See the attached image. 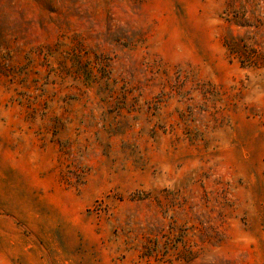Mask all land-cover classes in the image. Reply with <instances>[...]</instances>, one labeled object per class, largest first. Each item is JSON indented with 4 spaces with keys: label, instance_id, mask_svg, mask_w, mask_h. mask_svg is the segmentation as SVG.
I'll return each mask as SVG.
<instances>
[{
    "label": "rangeland",
    "instance_id": "rangeland-1",
    "mask_svg": "<svg viewBox=\"0 0 264 264\" xmlns=\"http://www.w3.org/2000/svg\"><path fill=\"white\" fill-rule=\"evenodd\" d=\"M0 264H264V0H0Z\"/></svg>",
    "mask_w": 264,
    "mask_h": 264
}]
</instances>
